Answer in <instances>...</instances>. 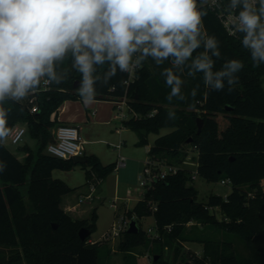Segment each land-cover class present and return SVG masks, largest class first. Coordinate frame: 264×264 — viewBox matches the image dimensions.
Returning <instances> with one entry per match:
<instances>
[{"label":"trees","instance_id":"1","mask_svg":"<svg viewBox=\"0 0 264 264\" xmlns=\"http://www.w3.org/2000/svg\"><path fill=\"white\" fill-rule=\"evenodd\" d=\"M203 10L207 11V35L216 37L220 53L217 57L208 50L214 61L212 72L221 71L229 60L244 64L241 71L233 73L239 77L235 85H229L228 77H222L223 90H216L213 84L205 85L204 73L192 67V60L205 51L203 42L192 58L181 65L185 76L176 74L182 83L180 93L171 99L168 97L172 86L167 85L166 78H160L161 73L148 61L143 60L141 67L134 68L131 77L118 66L112 73L107 61L93 65L92 89L96 95L92 98L114 104L125 101L131 115L121 124L136 132L138 145L148 144L149 133L170 128L155 138L148 158L156 170L160 166L177 168L175 174L153 181L129 211L136 223L152 216L157 236L147 237L139 226L137 233L124 230L117 249L126 262L134 248L151 242L160 243L151 255L152 264H169L163 258L164 248L174 245L178 250L186 242L202 246L201 256L187 251L195 264H255L259 256L251 238L264 228V64L251 59L241 43L243 33L239 38L229 36L214 14L205 7ZM73 64L74 57L69 52L54 66L60 83L44 87L42 79L25 103L12 99L3 103L8 129L22 124L36 141V147H21L26 155L21 162L0 141V264H107L113 253L106 246L100 257L102 244L90 240L96 228L95 207L84 218H74L61 207L62 197L78 188L53 177L52 171H69L80 165L85 171V184L90 187L113 172L115 163L102 164L96 155L83 151L85 163L75 164L72 158L62 159L46 152L47 144L53 141L52 131L59 125V107L65 101L83 99L78 91L83 86V73ZM33 106L35 112L30 110ZM198 117L203 121L199 133ZM189 155L197 163L198 177L208 182L228 181L230 193L224 197L211 194L206 202H199L198 191L192 185V168L186 166ZM88 193L87 189L78 193L77 201ZM151 204L156 205V210L151 209ZM188 223H192L189 228ZM80 228L91 232L84 240L79 238ZM230 235L242 241L248 250L245 256L238 255L237 247L228 239Z\"/></svg>","mask_w":264,"mask_h":264},{"label":"clouds","instance_id":"2","mask_svg":"<svg viewBox=\"0 0 264 264\" xmlns=\"http://www.w3.org/2000/svg\"><path fill=\"white\" fill-rule=\"evenodd\" d=\"M237 4L242 10L233 17L234 31L243 33L241 43L251 59L264 64V0H231L234 13ZM206 15L203 0H0V141L9 135L5 100H22L42 79L60 83L54 66L69 52L73 67L83 73L78 91L85 105L93 103L96 95L94 64L107 61L112 73L117 66L130 72L152 57L157 65L171 59L179 67L202 42L205 51L192 60V67L204 73L205 85L223 90L222 77L235 85L239 77L233 73L244 64L233 59L221 71L212 72L214 61L208 50L217 57L220 53L216 37L207 35ZM164 71L167 85L172 86L171 99L180 93L182 81L172 69Z\"/></svg>","mask_w":264,"mask_h":264},{"label":"rangeland","instance_id":"3","mask_svg":"<svg viewBox=\"0 0 264 264\" xmlns=\"http://www.w3.org/2000/svg\"><path fill=\"white\" fill-rule=\"evenodd\" d=\"M74 104L76 106L75 110L85 113V108L80 102ZM108 106H110L109 103ZM109 109L111 115L107 118V124H90L87 125V127H83L82 137L88 141L84 145L85 154L96 155L102 164H116L118 157H122L124 158L125 165L115 168L113 172L96 184L93 183V186L91 185L93 191L85 184V171L80 165H76L69 171L54 169L52 171V176L64 181L70 187H77V194L86 191V189L88 192L92 193L90 199L83 198L81 201H77V196L76 201L83 209H88L87 211H89L92 206L96 208V228L90 235V240L102 244V246L99 247L100 257L104 254L106 246L113 251L107 264H152L151 255L159 249V242H151L149 245L145 244L134 248L129 255L128 262H126L123 253L117 249L124 230L115 237H111L109 234L112 227H117L119 223L129 222L131 219H135L133 215L130 216L128 213L136 202L142 199V194L145 190V187L139 186V182L140 180H145L143 168L148 159V146L153 144L158 135L170 131V128L161 129L158 134L153 132L149 133L147 135L148 144L138 145L137 135L134 130L124 128L121 136L116 132V129L120 127V120H114L113 117L116 113L122 112L125 115V119L128 118L131 114L128 112L126 106H122L118 111L117 108L113 106ZM86 111L90 113L91 111H97V108L90 106L86 108ZM119 139L122 140V144L117 148L120 142ZM3 144L13 152L21 162L25 161L26 155L20 148L26 144L32 150L36 147V141L30 138L27 132L18 144H12L8 138L3 141ZM192 185L198 191L197 200L203 203L207 201L208 196L211 194L224 197L231 191L230 184L208 182L201 177H196ZM135 189L136 192H134ZM76 192H72L74 197L76 196ZM28 208L30 209V207ZM215 214L218 219H221V215L218 211L215 210ZM154 224L155 222L152 216H145L137 221V225L146 232V236L151 239L153 237L148 235L147 229L154 227ZM191 224L192 223L186 224V227L189 228ZM228 239L232 240L237 247L238 255L245 256L247 254L248 250L239 238L230 235ZM188 250L196 256H201L202 254V246L199 243L186 242L183 243L182 247H179L178 250L174 245H172L171 248H164L163 258L169 264H183L184 260L189 261V264H195L190 255L187 254ZM4 252L6 253V251Z\"/></svg>","mask_w":264,"mask_h":264},{"label":"built area","instance_id":"4","mask_svg":"<svg viewBox=\"0 0 264 264\" xmlns=\"http://www.w3.org/2000/svg\"><path fill=\"white\" fill-rule=\"evenodd\" d=\"M230 2L231 0H203V7L207 8L210 12L214 14V16L217 18V20L219 21V23L221 24V26L229 36L233 38H239L241 36V33L234 31L233 17L236 13L238 14V12L242 10V4H237L234 13L230 8ZM133 70L128 72L130 77L132 76ZM48 85L49 83H45L43 79V86L46 87ZM124 105H125V101L121 100L115 103V108H117L118 111ZM30 110L31 112H35L36 107L33 106L31 107ZM113 119L120 120L121 123V121L125 119V115L122 112H119L116 113V115H114ZM25 133H26L25 126L15 125L9 130V135L7 138L10 140L12 144L15 145L18 144L23 139ZM52 133H53V141L47 144L46 146V152L48 154L62 159H69L74 156H83L84 140L79 133V129L76 126L58 125L52 131ZM121 144L122 142H119L117 148H119ZM124 165H125L124 158L118 157L117 162L115 164V168ZM196 165L197 163L191 160V156L189 155L186 160V166L192 168L191 169L192 180L198 177ZM155 170H156L155 163L148 158L143 168V174L145 175V180L144 181L140 180L139 182L140 187H145V189H147L148 187L151 186L153 181H156L158 179H164L169 174H175L177 168L175 166H160L158 170L156 171ZM220 183L229 184V182L225 180L220 181ZM261 184L264 189V185L262 182ZM92 186H90L91 191H93ZM134 192H136V189L134 190ZM91 195L92 193L89 192L88 194L81 196L79 198V201H81L83 198L90 199ZM143 196H144V192L142 194V198ZM151 209L156 210V205L151 204ZM128 223L129 222L119 223L117 227H112L110 234L109 233L108 234L111 237L118 236L122 230L127 229ZM170 229L171 226L168 227V230ZM147 233L149 236H152L153 238L156 237L157 234H156L155 226L148 228Z\"/></svg>","mask_w":264,"mask_h":264},{"label":"crops","instance_id":"5","mask_svg":"<svg viewBox=\"0 0 264 264\" xmlns=\"http://www.w3.org/2000/svg\"><path fill=\"white\" fill-rule=\"evenodd\" d=\"M151 58L152 57H148L145 61H148V63L152 65V68L153 65L157 68V71L161 73L159 75L161 79L165 80L166 78V73L164 71L165 69H172L175 75L181 73L182 76L183 75L185 76V69L183 68V66H181L180 69H179L180 66L179 67L173 66L172 61L170 59L168 61H164L162 64L157 65L155 60ZM178 70L180 72H178ZM27 99L28 96H26L25 98H23L18 102L25 103ZM76 102H80L81 105L84 106L85 113H81L80 111L75 110L76 106L74 103ZM108 103L110 106H108ZM90 106L97 108V111H93V112L91 111L90 113H88L86 111V108ZM111 106L115 107L114 102L107 100L94 99V102L88 105L84 104L83 99L75 100V101H65L57 111V120L59 122V125L76 126L79 129L80 135L83 136L82 135L83 127H87V125L90 124H99V123L107 124L108 122L107 118H109L111 115V111L109 109ZM17 125L23 126L22 124H17ZM124 128L125 127H123V125L120 123V127L116 129V132L121 136ZM83 140L85 145L88 141L86 139ZM119 141L121 142L122 140L119 139ZM84 145H83V151L85 153L86 151ZM26 146L28 145L26 144ZM149 147L150 146H148V149ZM262 183L264 185V179L262 180ZM77 192L75 197L73 196V193L63 196L61 201V207L74 218H84L88 216V212L90 213V211L93 209L94 206L90 207L89 211H87L88 209H83L82 206L79 205L76 201L78 195Z\"/></svg>","mask_w":264,"mask_h":264},{"label":"water","instance_id":"6","mask_svg":"<svg viewBox=\"0 0 264 264\" xmlns=\"http://www.w3.org/2000/svg\"><path fill=\"white\" fill-rule=\"evenodd\" d=\"M227 110L231 109L230 107H225ZM197 124V133L201 131L203 121L201 118L196 119ZM72 160L75 164H82L85 163L86 158L84 156H74L72 157ZM53 228H56V225L53 224ZM128 233H137L138 232V225L135 221V219H131L128 223V227L126 229ZM90 230L86 228H80L78 231L79 238L81 240L86 239L90 235ZM252 246L255 250L258 251L259 256L255 264H264V228L258 231L255 235L251 238ZM157 256L153 257V260H156ZM189 264V263H188Z\"/></svg>","mask_w":264,"mask_h":264}]
</instances>
